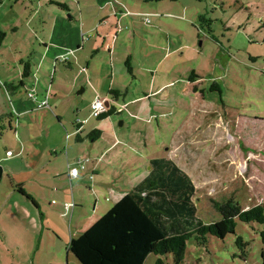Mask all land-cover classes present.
Returning <instances> with one entry per match:
<instances>
[{"label":"rangeland","instance_id":"1","mask_svg":"<svg viewBox=\"0 0 264 264\" xmlns=\"http://www.w3.org/2000/svg\"><path fill=\"white\" fill-rule=\"evenodd\" d=\"M60 1L71 3L0 0V29L5 33L0 46V156L5 157L7 150L16 154V140L11 135H15L14 128H24L29 119V115L20 119L13 115L10 123L14 99L22 98L20 102H32L36 107L44 93L50 106L30 115L34 122L45 118L46 132L41 133L29 122L33 147L26 149L23 157L1 159L2 170L14 162L16 167L17 160L28 161L34 150L50 149L48 137L52 142L58 127L63 136L65 129L74 131L77 121L93 116L92 103L108 97L109 107L116 112L105 120L93 117L85 132L103 130L105 137L98 139L104 140L100 145L114 133L122 146L136 147L137 156L144 159L139 167L142 173H148V161L154 159L175 163L196 189L193 202L197 217L204 224L220 219L213 202L233 199L243 209L264 202V0H166L152 2L154 12L146 10L145 14L140 12L148 6L143 0H121L118 3L122 8L115 7L114 11L117 16L120 12L126 15L119 23L115 15V22L109 21L120 30L114 34L111 25L80 26L79 10L85 17L96 15L93 6H89L90 0H78L79 6L70 4L75 19L71 22ZM176 17H183V21ZM49 41L57 47L51 46L50 56L45 58L44 44L49 45ZM63 43L74 46L76 52L58 56V47ZM25 49L31 52L20 64L15 60L17 51ZM24 65L29 66V77L15 95L9 85L13 82L18 86ZM191 72L199 78L194 79L195 84L189 82ZM193 86L197 92L192 91ZM111 89L119 91L117 98L109 94ZM28 93L33 98H28ZM144 95H148L146 100H142ZM107 132L112 133L106 135ZM18 142L23 145L20 138ZM71 142H75V137H71ZM66 145L62 138L59 154ZM127 155L131 157L130 153ZM82 157L76 158V163ZM134 161L130 159L127 167ZM75 180L69 184L66 181L65 198L70 208L76 205L80 210V219L86 218L82 224L92 215L95 202L96 215L113 205L112 200L105 201L107 195L94 194L89 180L77 179L80 189ZM127 181L123 178L118 185L129 187ZM13 188L0 178V264H79L67 247L70 239L81 235V229L77 230L70 210L64 208L62 220L55 214L64 205L60 197L64 195L48 190L39 196L35 185L30 187L49 212L51 228L47 229L48 222L42 226L35 207ZM11 191L15 192L13 198H9ZM237 237L247 244L245 258L235 245ZM263 257L259 234L238 226L234 236L223 241L209 238L205 247L190 239L182 264H262ZM158 258L164 260L149 255L144 264H156ZM166 261L172 264L171 257Z\"/></svg>","mask_w":264,"mask_h":264},{"label":"trees","instance_id":"2","mask_svg":"<svg viewBox=\"0 0 264 264\" xmlns=\"http://www.w3.org/2000/svg\"><path fill=\"white\" fill-rule=\"evenodd\" d=\"M4 39L5 33L0 29V46ZM125 63L130 70L128 59ZM28 77L29 66L24 65L18 86L14 83L9 85L11 92L23 87L22 82ZM194 79L199 78L191 72L189 82L195 83ZM192 91L197 92L196 86L192 87ZM110 94L114 98L119 95L113 91ZM115 112L110 107L96 119L105 120ZM100 134L95 130L88 134V138L94 140ZM149 167L147 176L139 184L79 237L70 239L67 251L79 264H144L149 255L164 258H158L156 264H169L166 260L170 257L172 264H182L190 239L197 246L205 247L209 238L223 241L227 236H234L238 226L258 233L264 245V202L248 209H243L233 199L224 203L213 202L220 219L204 224L197 217L193 202L196 189L189 176L171 160L154 159L149 162ZM14 188L21 196L31 200L21 185ZM31 203L36 207L34 202ZM235 245L245 258L246 242L237 237Z\"/></svg>","mask_w":264,"mask_h":264},{"label":"crops","instance_id":"3","mask_svg":"<svg viewBox=\"0 0 264 264\" xmlns=\"http://www.w3.org/2000/svg\"><path fill=\"white\" fill-rule=\"evenodd\" d=\"M69 1H71V3H67V2L62 3L64 1H60V2L62 3L64 13L69 14L68 15V18H69L68 22H71V21H75V19L73 18V14H72V11L70 10V7H71V5L72 6L73 5L79 6V1L78 0H69ZM120 1L121 0H90L89 6L90 7L93 6L92 11H93V9H95L96 15L94 17L93 16L89 17V14H88L85 17L82 14V11L79 10V20H77V21L79 22L80 26H82L83 24L84 25L86 24L89 26V28H91V27L95 28L97 26L100 27V26H107V25H108V27L110 25H111L110 27H114L115 24H113V23L109 24V21L111 19L113 20V22H115L114 15L117 17L118 23H119V21H121L122 18H125V15H126V13L120 12L121 10H119L120 16H117L116 12L114 11L115 7L116 8L117 7L122 8V4L118 3ZM165 1L166 0H162L159 2H155V3H161V2L164 3ZM177 1H170V2L174 3ZM143 2H144V6H145V4H148V6L142 8L144 10L140 11L141 14H145L144 11H146V10H152L154 12L155 8L152 5L153 1L146 2L145 0H143ZM2 5H3V2L0 3V7H2ZM166 8H168V6ZM178 8H179V6H178ZM123 9H125V8H123ZM151 14H154V13H151ZM64 16H59V17L61 18ZM143 16H145V15H141L140 17L143 18ZM167 17H172V16L169 15ZM156 18L159 19L157 13H156ZM176 18L183 21L182 20L183 17H176ZM95 20H97L96 26H95ZM55 22H54V24H55ZM160 22L162 24L164 23L163 20H160ZM104 30H106V29H104ZM119 31H120L119 29L114 27V30H113V32L111 31V34L112 33L114 34L115 32L118 33ZM52 34L53 35L56 34V29L54 26L52 28ZM76 35H77V33H75V37H76ZM106 40L107 39H105L104 42H106ZM73 44H75L74 46H76L75 48H77L78 45H76L77 43L75 41H72V45ZM61 45L62 46L58 47L59 49H61L58 56L66 54L68 51H69V54L76 52V50L74 49V46H71L69 44H64V43ZM51 46L56 48L57 44L53 43L52 41H49V45L44 44V52H43L42 56H44L45 58L50 56L51 48H52ZM107 51L109 54H111V47H108ZM30 52H31V49H25L23 51H17L18 57H16L15 60H18L19 63L22 64L23 58H26V56L28 54H30ZM56 57L57 56L55 55L54 58H56ZM29 71H30V69H29ZM22 83H23L22 86H24V80ZM195 83H190V84H195ZM12 84H13V82H12ZM161 89H163V87ZM110 91L117 92L118 94H120L119 91L112 90V89L109 90V94H110ZM13 92L15 95H17L19 93L17 91H13ZM28 94H31V93H28ZM43 94L41 96L42 98L40 97V99H38L39 101H37L36 107L32 102L31 103L24 102V101L20 102V99H22V98H20V99L15 98L14 101L12 102L13 114H9L10 123L13 120V117H12L13 115L19 119L29 115V119L26 120V123L23 125L24 128L21 129L20 126H18L17 129L14 128L15 135H13V134L11 135V137L16 140L15 144H14L15 148H16L15 149L16 154H12L11 151L7 150L5 157H3V155H1L0 160L4 159L3 161H7V159H11L13 157H15V158H18L20 156L23 157L24 152H26V149L29 150L30 148L33 147V145L30 143V140H29V137L31 136V132L33 131V128L29 127V122L34 123L35 126L37 127V130H39L41 133H43L45 131V130L43 131V125H44L45 118H42V119L36 118L35 119L36 123H35L34 120L30 117L31 113L35 110H42V109H45L48 107L50 108L49 102H48V97L45 98V96H43ZM147 96L148 95H144L142 100H146ZM31 98H33V96ZM95 98H97V97H95ZM139 99L140 98H137L135 100H139ZM108 100H109L108 97H105V99H103V101L105 103L104 104L105 107L108 106V104H110V101H108ZM44 101H47L48 106L47 107L45 106L42 108L39 107L40 104H42V102H44ZM132 101H134V100H132ZM111 102H112V104H114L113 100H111ZM26 103H27V105H26ZM21 104H23V105H21ZM23 106H25L26 108H23ZM1 112H3V111H1ZM1 112H0V118L3 116V114ZM92 118H93V116L88 115L87 117L81 119L80 121H77L76 122L77 126H75L76 127L75 130L74 131L71 130L70 132H68V130L65 129L64 136L58 127L56 129V133H55V136L53 138L54 140L52 142L50 141V139L48 137V141H49L48 143L50 145V149H47L45 151L34 150L30 154L28 161H23V160L18 161L17 160L16 163L18 165H16V167L13 166L15 164V162H14L11 165H8L7 167H5V169L3 168V170L0 168L1 169V177H0L1 180H3L5 178L6 181L8 182V184H10L12 186V188L15 187L16 185L22 186V190L24 191V193L28 197L31 198V200H29L27 198L26 199L28 201H30V203L34 202V204L36 206L35 211L38 212L39 216L41 217V219H40L41 223L40 224L42 226H45L44 222L45 221L48 222L47 223V229L51 228V226L49 225V217L47 216V215H49V212L43 209L40 197L38 199L37 197H34L35 195L33 193H31L30 187H32V185H35V187L39 190L38 191L39 196L41 195L42 192L48 191V190L53 191V192L57 191L58 195L59 194L64 195L63 197L59 195L62 198V202L65 206L61 205L60 211L55 212V214L57 215V218L59 220L64 219L65 218V210H70L69 212L72 215L71 219L73 221L74 220L76 221V225L78 227L77 230L81 229L80 232H84L90 226H92L101 216H103L129 190L133 189L137 184H139L148 174V173L145 174V173H142L141 171H139V167L141 166L142 163H144V159L140 158L139 155L137 156L138 149H136V147H132L126 141H124L125 144H127L131 147L127 148V147L122 146V143L119 141L120 139L117 137V135H114V133H112V132L108 133L107 132L106 135H110L111 133L112 134L110 135V137L107 138L108 140L106 142H104V144H101V145L99 143H103L104 140H101L99 142L98 139L99 138L101 139L103 136L105 137V132L103 130H99L101 134L97 139H94V140L89 139L88 133L85 132V126H87L88 124L91 123ZM56 119L59 122L61 121L58 117ZM10 123H9V130H8L9 132L12 131V126L10 125ZM121 124L123 125V122ZM71 137H75V142H71L69 144V140L71 139ZM19 138L23 142V145H22V143L20 144L18 142ZM62 138H64L65 143H67V145L65 147H63L64 149L59 154L58 150L62 148V146H61V139ZM58 139H60V141L56 142ZM88 140H90V141H88ZM120 146L122 147V149H120ZM114 151H118V152H114ZM110 153H113V154L110 158H108V155ZM128 153H130L131 157L127 155ZM124 154L127 156L124 157L123 156ZM26 156H27V154H26ZM9 157H11V158H9ZM79 157L87 159L88 161L83 164V170H80L77 178L70 177L68 174V170L75 168L77 166L75 159L79 158ZM132 158L135 159V161L132 162L131 166L127 167V163L130 162V159H132ZM149 162L150 161H148V164H149ZM149 170H150V167L148 168V172H149ZM78 177H80V178H78ZM109 177L112 179L109 180ZM73 178H75L76 180ZM123 178L128 179V181H127L128 185L127 186H129V187H124L125 185H122V186L118 185V182L120 180H122ZM77 179L79 181L81 179L89 180L91 182L92 190L96 196L102 197V195L104 194L105 196L107 195V197L105 198V201H109V200L113 201V203H112L113 205L111 207H109L108 209H106L105 213H103L102 215H96L95 212L98 209V203L95 202V204L93 205V208H92V215H89V217L87 218V221L84 224H82L83 222H81V221H83L86 218L80 219L79 215H77L80 213V210L78 211L76 205H75V207L70 208L69 207V204H70L69 200H68V198H65L66 196L68 197V194H67L68 190L65 187L66 181H68V184H69L70 181L73 182L75 180L76 188L80 189L81 182L79 183V181H77ZM71 186H72V183H71ZM14 195H15V192L12 193V191H11L9 194V198H13ZM71 196H73V199H74L73 192H72ZM21 197L24 198L23 196H21ZM9 198H7L8 201H9ZM15 202H16V200L14 201V199H13L12 204L15 205ZM72 204H73V202H72ZM80 204H83V203L80 202ZM64 208H65V210H64ZM80 208L81 207H79V209ZM62 209H63V211H61ZM93 212L95 214H93ZM50 219L53 220V218H50ZM83 225L86 226V229H84V230L82 229Z\"/></svg>","mask_w":264,"mask_h":264},{"label":"built area","instance_id":"4","mask_svg":"<svg viewBox=\"0 0 264 264\" xmlns=\"http://www.w3.org/2000/svg\"><path fill=\"white\" fill-rule=\"evenodd\" d=\"M30 98L32 97L31 94L28 95ZM104 101L103 100H99L97 99L95 102L92 103V115L93 117H97L101 112L106 110V107L104 105ZM47 107V101L42 102V104H40L39 107ZM87 159H83V160H78L76 163V167L69 169L68 170V174L70 177H77L79 175L80 170H83V164L85 162H87Z\"/></svg>","mask_w":264,"mask_h":264},{"label":"water","instance_id":"5","mask_svg":"<svg viewBox=\"0 0 264 264\" xmlns=\"http://www.w3.org/2000/svg\"><path fill=\"white\" fill-rule=\"evenodd\" d=\"M82 91H83V90H81V91L79 92V94H81V93H82ZM0 177H1V169H0Z\"/></svg>","mask_w":264,"mask_h":264},{"label":"clouds","instance_id":"6","mask_svg":"<svg viewBox=\"0 0 264 264\" xmlns=\"http://www.w3.org/2000/svg\"><path fill=\"white\" fill-rule=\"evenodd\" d=\"M108 108H110V107H109V104H108V106H106V110H107ZM106 110H105V111H106ZM103 112H104V111H103Z\"/></svg>","mask_w":264,"mask_h":264}]
</instances>
